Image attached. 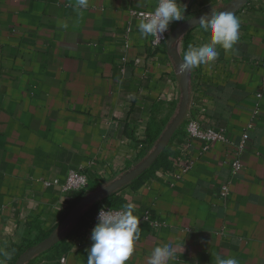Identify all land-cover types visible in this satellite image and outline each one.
Wrapping results in <instances>:
<instances>
[{
    "label": "crops",
    "instance_id": "obj_1",
    "mask_svg": "<svg viewBox=\"0 0 264 264\" xmlns=\"http://www.w3.org/2000/svg\"><path fill=\"white\" fill-rule=\"evenodd\" d=\"M233 1L181 4L187 20ZM157 2L89 0L77 11L76 0H0V264H15L13 246L23 254L70 219L60 242L29 264H88L90 214L111 196L135 203L141 220L126 264H148L163 244L181 245L174 264H216L218 255L264 264V0L235 15L234 51L218 48L214 63L189 70L186 115L165 150L169 168L151 167L140 187L135 180L73 216L143 164L180 108L183 71L166 45L141 37L134 15ZM208 40L201 27L191 30L181 58ZM191 120L225 141L191 138ZM71 171L87 177L85 189L64 190Z\"/></svg>",
    "mask_w": 264,
    "mask_h": 264
},
{
    "label": "clouds",
    "instance_id": "obj_2",
    "mask_svg": "<svg viewBox=\"0 0 264 264\" xmlns=\"http://www.w3.org/2000/svg\"><path fill=\"white\" fill-rule=\"evenodd\" d=\"M75 7L77 11L87 9L89 0H76ZM185 11L181 0H158L154 11L139 13L141 37L163 38L172 23L185 20ZM199 26L209 33V40L198 46H188L179 65L181 71L211 65L219 56L218 48L232 52L239 41L240 20L232 12L201 16ZM135 210V203L129 202L117 211L103 208L99 211L98 222L91 233L92 246L87 250L88 264H126L141 235V220L134 215ZM180 247V244L156 246L148 257V264H174ZM215 259L216 264H239L235 257L218 255Z\"/></svg>",
    "mask_w": 264,
    "mask_h": 264
},
{
    "label": "water",
    "instance_id": "obj_3",
    "mask_svg": "<svg viewBox=\"0 0 264 264\" xmlns=\"http://www.w3.org/2000/svg\"><path fill=\"white\" fill-rule=\"evenodd\" d=\"M251 0H235L227 7L210 12L205 13L202 15H195L187 20L182 21L181 23L177 24L172 32L169 35L168 41L166 43V49L169 54V56L172 58L174 63L176 65H180V62L182 61V58L179 54V48L182 43L183 38L193 29L200 27L199 26V19L201 16L205 15H211L213 13H220V12H232L234 15H236L238 12H240ZM183 98L181 101L180 108L172 121V123L169 125L167 130L163 133L161 136L159 142L157 145L153 148L151 153L148 155L146 160L143 162V164L138 167L137 169L130 172L128 175H126L124 178H122L120 181L115 183L114 185L110 186V188L105 189L103 192L95 194L87 199H84L81 201V203L78 205L77 209L75 210L73 216H76L83 207H85L87 204L96 201L99 198L105 197L112 192L125 187L135 180H137L142 174H144L149 168L153 167L157 160L160 158V156L164 153V151L167 149L170 141L172 140L175 132L178 130L180 124L182 123L186 111H187V105L190 98V91H189V71H183ZM71 220V219H70ZM70 220L63 223L57 231L48 237L45 241L42 243L36 245L35 247L27 250L23 254H21L15 264H29L34 258L37 256L45 253L46 251L53 248L55 245H57L61 240V234L64 228L69 224Z\"/></svg>",
    "mask_w": 264,
    "mask_h": 264
},
{
    "label": "built area",
    "instance_id": "obj_4",
    "mask_svg": "<svg viewBox=\"0 0 264 264\" xmlns=\"http://www.w3.org/2000/svg\"><path fill=\"white\" fill-rule=\"evenodd\" d=\"M139 13L140 12H136V13H134V15L137 16L138 18H140ZM172 30H173V26L171 24L169 31L164 34L163 38L156 39V38L152 37V46L154 48H160V47L165 46ZM187 131H188V134L191 138L201 140L203 142H224L225 141V137L220 131H217L215 129L204 130L201 128L199 123L195 120L189 121V123L187 125ZM248 140H249V134L247 132H245L242 136V140H241V143L239 145V151L240 152H242L245 149ZM233 166H234L235 170H240L241 169L240 160L237 159L234 162ZM87 184H88L87 177L84 174H82L78 171H71L70 174L68 175V179H67V182L64 186V190L65 191H80V190L85 189L87 187ZM228 189H229V187L227 185L223 187V191H222L223 195L227 194ZM102 208L105 210H112V211H117L120 209V208H113V207L101 205L99 210L92 217V222L95 225L98 222V213ZM64 261H65V259L61 260V262H64Z\"/></svg>",
    "mask_w": 264,
    "mask_h": 264
},
{
    "label": "trees",
    "instance_id": "obj_5",
    "mask_svg": "<svg viewBox=\"0 0 264 264\" xmlns=\"http://www.w3.org/2000/svg\"><path fill=\"white\" fill-rule=\"evenodd\" d=\"M178 22L175 23V25H177ZM175 26H173L174 29ZM166 153L167 151H165L160 158L157 160V162L155 163V165L153 166L152 169L154 168H169V163L167 161V157H166ZM151 177V171H147L144 174H142L133 184V186L135 188L140 187L147 179H149ZM101 205H105V206H109V207H113V208H120V206H122V202L120 201L119 197L117 196H111L108 197L106 199L103 200V202L99 203L97 206H95L92 209L91 212V216H94L96 214V212L99 210V208L101 207ZM23 252V250L21 248H18L16 246H13L11 249V256L13 261H15L18 256Z\"/></svg>",
    "mask_w": 264,
    "mask_h": 264
}]
</instances>
